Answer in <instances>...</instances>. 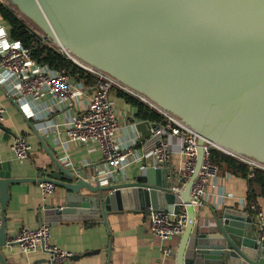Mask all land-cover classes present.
<instances>
[{"label":"water","instance_id":"obj_1","mask_svg":"<svg viewBox=\"0 0 264 264\" xmlns=\"http://www.w3.org/2000/svg\"><path fill=\"white\" fill-rule=\"evenodd\" d=\"M6 1L36 35L143 93L199 134L197 166L179 191L170 188L169 167H148L134 183L100 186L54 159L56 169L40 180L63 192L44 206L39 225L150 206L177 215L184 206L175 264H264V244L247 211L226 209L206 229L191 203L206 141L264 164V0ZM157 128L144 135L147 152L159 139ZM11 164L0 161L2 207L8 185L20 181ZM1 226L0 247L7 244L3 220ZM0 260L7 264L1 251Z\"/></svg>","mask_w":264,"mask_h":264},{"label":"crops","instance_id":"obj_2","mask_svg":"<svg viewBox=\"0 0 264 264\" xmlns=\"http://www.w3.org/2000/svg\"><path fill=\"white\" fill-rule=\"evenodd\" d=\"M69 74L81 95L71 105L54 106L49 95L32 101L35 111L46 114L44 118L29 114V108L21 109L15 100L7 96L6 88L0 85V106L7 110L6 119L0 127V161L11 162L12 177L20 179L8 185V197L3 207L0 202V218L6 226L7 238V244L1 246L0 251L7 264H50L45 252L27 255L18 244H9V241L22 227L40 226L44 206L55 201L63 192L58 188L46 200L42 197L40 179L42 173L48 176L49 170L56 169L54 159L65 167L78 170L85 178L95 175L104 163L96 142L82 143L68 139L67 122L72 116L81 114L91 101L96 82V78L87 71ZM133 99L122 91L111 92V100L120 119L118 141L130 143L136 138L137 142L131 149L141 159L127 166L126 170L117 172L115 178H111L110 185L134 183L141 172L153 164V155L147 154L148 138L144 135L149 134L153 124L160 126L164 123L161 116L158 119L144 117L141 103ZM142 121L147 123L139 131L136 125ZM51 124L48 128L47 125ZM18 135L27 137L32 145L30 157L23 163L10 150L11 142ZM171 145L173 150L168 166L177 171L183 161L179 139L171 141ZM253 177V172L244 176L240 172L220 168L216 181L209 182L204 204L198 206V213L203 216L206 229L214 227L217 218L222 217L226 209H238L247 211L255 219L259 234L256 211L251 206L255 204L264 213V184L253 182ZM156 179L159 180V177ZM183 208L181 206L180 211ZM150 217L148 207L142 210H112L100 219L62 221L49 227L52 241L73 252L69 264H175L172 255L164 256L163 248L169 247L174 253L182 233L161 241L151 231ZM0 264H3L1 260Z\"/></svg>","mask_w":264,"mask_h":264},{"label":"built area","instance_id":"obj_3","mask_svg":"<svg viewBox=\"0 0 264 264\" xmlns=\"http://www.w3.org/2000/svg\"><path fill=\"white\" fill-rule=\"evenodd\" d=\"M41 38L42 40L51 41L75 65L96 78L94 95L91 101L85 106L81 114L72 116L68 120L66 127L69 140L82 143L94 141L102 152L103 166L99 167L98 172L88 180L92 183L98 182L100 186L110 185L112 184L111 178H115L117 172L126 170L127 166L141 159L131 149L137 142L136 138L130 143L118 141L121 126L119 113L111 100V92L121 90L149 105L150 109L159 113L164 119V123L158 126V130L153 132L154 135L159 136V139L156 141L154 149L147 153L153 155V164L150 167L156 169L169 167L168 160L173 150L171 141L179 139L183 161L177 171L171 167L169 168V178L172 181L170 188L179 191L184 183L190 179L197 166L199 150V134L197 131L190 128L178 116L176 117L155 104L143 93L136 92L105 71L76 58L67 48L55 44L46 35H42ZM0 85L6 88L7 96L15 100L21 109L27 110L29 108V114L42 118L46 114L35 111L32 101H38V99L49 95L54 106L71 105L81 95L65 68L58 70L40 64L33 58L31 47H26L22 42L10 39L7 27L3 23H0ZM6 112V108L0 106V127L6 119ZM50 126L52 124L47 125L48 128ZM204 147L202 166L191 189V203L195 208L204 204L203 201L207 194L209 182L216 181L220 173V165L212 151L216 146L206 141ZM10 150L14 152L16 159L23 163L30 157L32 145L27 137L18 135L11 142ZM222 151L248 164L251 168L256 167L264 170V164L258 161L251 160L235 152ZM40 188L43 200H46L49 195L58 189L52 181H42ZM251 207L256 211V218L259 222L258 242L264 244V213L257 209L255 204ZM148 209L151 214L149 221L151 231L161 241L179 236L183 232L187 222L185 207L177 215L168 211L157 210L152 206ZM1 224L2 220L0 218V228L2 227ZM13 243L18 244L22 252L27 255L38 251L45 252L50 264H69V260L73 256L72 251H68L52 241L51 229L44 224L38 227L20 228L9 241V244ZM163 253L164 256L171 255L172 249L164 247Z\"/></svg>","mask_w":264,"mask_h":264},{"label":"trees","instance_id":"obj_4","mask_svg":"<svg viewBox=\"0 0 264 264\" xmlns=\"http://www.w3.org/2000/svg\"><path fill=\"white\" fill-rule=\"evenodd\" d=\"M11 8L12 7L10 4H8V2L6 3L4 0H0V23L6 25L8 30V36L11 40L20 41L24 46L31 47L33 58L36 59L40 64H43L45 66L47 65L52 69L58 70L65 68L68 73L73 74H75L76 72L80 74L86 72V70L82 69V71L81 68H79L73 63V61L63 55L60 50L52 44L51 41L42 40L40 36L36 35L33 27H30L21 18L15 16ZM125 94L131 100L132 98H134L135 100L141 103L140 107L142 111L144 110V117H150L153 119L160 118L161 115L156 111L150 109L149 105L128 93ZM142 105L145 106V109H143ZM212 151L214 156H216L220 168L224 167L230 172H240L244 174V176H247L248 174L253 172V182H259L264 184V170L255 167L252 168V170L250 171V166L248 164H245L237 158L228 155L219 148L215 147Z\"/></svg>","mask_w":264,"mask_h":264}]
</instances>
